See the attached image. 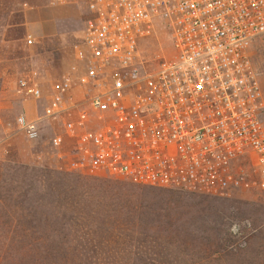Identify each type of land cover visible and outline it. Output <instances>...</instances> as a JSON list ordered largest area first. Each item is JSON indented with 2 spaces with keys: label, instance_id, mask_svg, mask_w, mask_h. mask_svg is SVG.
<instances>
[{
  "label": "built area",
  "instance_id": "1",
  "mask_svg": "<svg viewBox=\"0 0 264 264\" xmlns=\"http://www.w3.org/2000/svg\"><path fill=\"white\" fill-rule=\"evenodd\" d=\"M74 1L87 11L77 81L91 93L74 100L69 76L61 74L40 117L14 118L18 130L36 140L41 119L60 120L62 133L49 144L73 142L63 158L70 172L212 193L247 185L241 168L232 169L244 160L256 176L251 185L264 191V96L247 55L264 34V0ZM158 23L172 53L144 71L138 42ZM15 91L35 100L41 94L26 76L17 78Z\"/></svg>",
  "mask_w": 264,
  "mask_h": 264
},
{
  "label": "rangeland",
  "instance_id": "2",
  "mask_svg": "<svg viewBox=\"0 0 264 264\" xmlns=\"http://www.w3.org/2000/svg\"><path fill=\"white\" fill-rule=\"evenodd\" d=\"M20 9L24 14L21 39H0V172L6 171L5 178L9 177L12 167L70 172L64 169L63 158L71 153L73 142L65 138L58 149L49 144L53 134L62 133L60 120L41 119L39 138L29 140L18 130L14 118L19 114L28 119L40 117L50 97L51 84L61 74L69 76L68 94L74 100L81 101L91 93L90 87L80 86L77 81L78 75L84 72L78 54L83 51L81 33L87 11L84 4L74 0L60 5H53L50 0H26ZM5 29L0 19V34L4 35ZM14 31L12 27L8 33ZM171 53L166 29L158 23L150 34L139 39L136 61L142 70L151 71L160 57H168ZM247 55L264 96V34L251 41ZM20 76L28 77L38 86L41 93L38 99L28 93H16V80ZM93 124L90 121L89 125ZM239 167L246 186L212 193L139 186L121 177L73 172L86 181L82 196L78 197L84 201L86 209L82 212L86 214L81 217L66 215L68 219L75 218L81 226L67 228L65 235L71 242L70 247L83 246L75 243L73 237L81 239L85 233H94L97 237L105 231L120 241L102 247L112 252L134 254L163 249L191 252L202 243L212 245L216 236L220 238L219 231L222 237L229 236L231 243L221 244L217 249L227 246L226 250H232L246 244V253H255L260 246L264 252V191L251 185L256 176L244 160L235 161L232 169ZM18 191H22L21 186ZM142 236L162 239L158 244L140 243L136 238ZM211 248L216 247L213 244ZM90 249L85 246L84 250ZM131 263L109 259L103 264Z\"/></svg>",
  "mask_w": 264,
  "mask_h": 264
},
{
  "label": "trees",
  "instance_id": "3",
  "mask_svg": "<svg viewBox=\"0 0 264 264\" xmlns=\"http://www.w3.org/2000/svg\"><path fill=\"white\" fill-rule=\"evenodd\" d=\"M22 2L26 0H0V19L6 25L5 34H0L2 41L23 36ZM9 15L12 19H7ZM12 27L15 31L9 34ZM11 171L8 178H5L6 171L0 172V264H103L109 259L112 262L132 261L131 264H264L261 246L252 254L244 251L246 244L232 250H226L227 246L217 249L221 244L231 243L229 236L222 237L219 231L220 238L216 236L212 242L216 248L202 243L191 252L183 249L134 254L112 252L102 247L120 241L105 231L97 237L94 233H85L81 239L73 237L75 243L83 246L71 248L66 230L70 225L75 229L81 226L75 218L68 219L66 215L81 217L86 214L82 212L86 209L84 201L78 199L86 181L73 172L54 173L46 168L12 167ZM7 179L9 185H5ZM20 186L22 191H18ZM136 239L140 243L158 244L162 238L142 236ZM85 246L91 249L85 251Z\"/></svg>",
  "mask_w": 264,
  "mask_h": 264
},
{
  "label": "crops",
  "instance_id": "4",
  "mask_svg": "<svg viewBox=\"0 0 264 264\" xmlns=\"http://www.w3.org/2000/svg\"><path fill=\"white\" fill-rule=\"evenodd\" d=\"M72 116L71 117H73L74 116V114H71Z\"/></svg>",
  "mask_w": 264,
  "mask_h": 264
}]
</instances>
